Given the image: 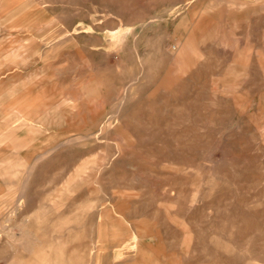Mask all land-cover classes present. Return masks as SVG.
<instances>
[{
  "label": "rangeland",
  "instance_id": "rangeland-1",
  "mask_svg": "<svg viewBox=\"0 0 264 264\" xmlns=\"http://www.w3.org/2000/svg\"><path fill=\"white\" fill-rule=\"evenodd\" d=\"M18 1L0 4V110L23 91L15 80L30 79L58 115L44 158L0 143V264H264V12L222 0ZM20 15L37 28L12 27ZM187 40L197 58L167 84ZM247 44L236 90L248 104L235 105L222 79ZM86 81L99 100L77 101ZM26 124L0 119V132L19 141ZM19 160L31 165L22 190L9 173Z\"/></svg>",
  "mask_w": 264,
  "mask_h": 264
},
{
  "label": "bare ground",
  "instance_id": "bare-ground-1",
  "mask_svg": "<svg viewBox=\"0 0 264 264\" xmlns=\"http://www.w3.org/2000/svg\"><path fill=\"white\" fill-rule=\"evenodd\" d=\"M20 1L21 0H19L18 2H20ZM262 1H264V0H260V2H262ZM8 3L9 4L14 3V0H3L2 2H0L1 5L8 4ZM204 12H206V11H204ZM203 15H204V13H203ZM202 19H203V17L201 15V13L196 14L193 17V21L194 22H193V25H192L193 27L192 28L195 29L196 25L199 24L198 22L201 21ZM28 21H27V18H25L23 15H20L18 18H16L14 20V23H11V26L16 28V29H19V30L20 29H25V30L29 29L31 31H32L33 28L34 29L37 28V26L35 24H33V22H28ZM193 31L194 30H192V32ZM193 33H195V32H193ZM206 36H210L211 37L213 35L212 34H208ZM182 38H184V37H182ZM182 41H180V42H182ZM223 41H222V43H223ZM213 43H214V41H213ZM228 43H231V42H228ZM179 44H181V43H179ZM179 44H177V46ZM233 44H234V42L231 43L230 45H233ZM207 48H208V46H207ZM202 52H203V50H202ZM174 53H175V55L177 57L176 58L177 62L173 65L176 70L174 71V73L168 74V76L166 78V80H167L166 83L167 84H170V83L174 82L178 78V76L180 74H183V72L187 68H189L192 65V63L194 62V60L197 58L196 41L187 40L184 43V47H182V46L179 47L176 50V52L174 51ZM249 53H250V48H249L248 44L245 45L241 50H238V48H235V57H234V59L240 61L243 64H242V66L230 65L229 66L230 70L226 73L225 77L222 79V85L225 86V90H224L225 95L224 96L227 95L228 97H230L231 100H232V104H235V105L248 104V103H246V100H245L246 98L243 97V95L238 93V91L236 90V87L238 86V84H240L241 81L243 82V80L245 78L246 66H247V62L249 60ZM213 57H215V56H213ZM258 57H259V59L264 61V55L263 54H258ZM0 59H1V61H4V63L8 62V60H9V59H2V58H0ZM171 60H172V58H171ZM4 63H2V64L4 65ZM260 67L263 70V75H264V64L262 66H260ZM15 81H16L17 85L23 87V91H21V92H13V94L10 95L11 96L10 100H9V102L7 101L8 104H4V106L0 110V119L6 120V118H9L10 116H14V115H16L17 117L20 118V115H21L25 119V121L28 122V124H26V127H27L26 128V132L28 133V136H26V135L24 137L22 136L23 139L19 138V141H20L19 142V141H17L16 137H13V135H14L13 133L14 132L13 131H9L8 132V130H7V131H5L3 133L0 132V143L2 142L4 144L3 148H13V149L14 148H18V149L19 148H24V149L27 148L26 149L28 151L27 154L29 156L34 154V158L33 159L35 161L36 159L44 158L45 154L55 147V145H53L52 143H50V141H48V136L50 134L49 135H45V133L48 130L50 131L51 125L56 126V124H57L56 121L57 120L50 119V117L53 116V117L56 118L57 115H58V112L56 111V108H54V107H53L54 109L53 108L50 109V110L48 109L49 112L46 110L47 106H45V104H46L44 102L45 98H43L41 95H39V93H38L39 91H37L35 93L33 92L32 80H30V79L17 80L16 79ZM38 81H40V80H38ZM76 85H78V84H76ZM95 88H96L95 87V82H93V81L84 82L83 89H80V90L78 89V94H77V97H76L77 101L81 102V100H84V101L91 102L93 100L94 101L99 100L100 97L95 94V90H96ZM215 89H217V88H215ZM95 105L99 106L100 104L94 103V106ZM263 113H264V111L261 114H263ZM258 115L259 114L255 115V116H258ZM3 125H5V124H3ZM21 126H23V124L18 126V128L21 127ZM22 129H24V128H22ZM62 132H61V134H62ZM49 133H51V132H49ZM36 134H39V136H42V138H40L38 143L37 142L36 143H32V140L36 139L35 136H34ZM56 139H58V138H55V140ZM21 140L24 143H22ZM31 157H30V159H31ZM25 160L16 161L15 164L13 165V169L9 170V173L12 174V176H13L11 178V181H13V179L16 178V180H19L21 182L20 190H22L24 188L26 177L28 175V172L31 170V165L27 164ZM81 171H83V168L82 169L79 168L75 172V174H73L70 177V180L65 184L64 189H65L66 193L69 191L70 188H73L76 183H78L79 181L84 180L83 177H80ZM22 196L23 195L20 192L19 193V197L17 196L18 199L16 198L17 199V202H16L17 206L21 205V199H23Z\"/></svg>",
  "mask_w": 264,
  "mask_h": 264
},
{
  "label": "crops",
  "instance_id": "crops-1",
  "mask_svg": "<svg viewBox=\"0 0 264 264\" xmlns=\"http://www.w3.org/2000/svg\"><path fill=\"white\" fill-rule=\"evenodd\" d=\"M222 1L224 2V4H226V2H228L229 3L228 6H233V4H235L236 6L239 7V9H243V11H249V12H253V13L254 12H264V1H262V2H260L258 0H222ZM227 18H230V16L226 17L224 19H227ZM242 21H243V19L236 18V21H234V22L240 23Z\"/></svg>",
  "mask_w": 264,
  "mask_h": 264
}]
</instances>
